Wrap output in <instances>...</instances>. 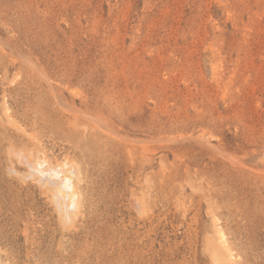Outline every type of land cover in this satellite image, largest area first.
Returning a JSON list of instances; mask_svg holds the SVG:
<instances>
[{"label":"rangeland","instance_id":"rangeland-1","mask_svg":"<svg viewBox=\"0 0 264 264\" xmlns=\"http://www.w3.org/2000/svg\"><path fill=\"white\" fill-rule=\"evenodd\" d=\"M215 254L264 264V0H0V264Z\"/></svg>","mask_w":264,"mask_h":264},{"label":"bare ground","instance_id":"bare-ground-1","mask_svg":"<svg viewBox=\"0 0 264 264\" xmlns=\"http://www.w3.org/2000/svg\"><path fill=\"white\" fill-rule=\"evenodd\" d=\"M43 154L44 153H41L40 151V154H37L33 157V159H31L29 155L27 156L25 153L22 155L21 153L18 155V158L22 164H26L27 168H29L26 170L28 171L26 178L38 180L44 186V188L50 192L58 210L60 211V219L64 218L65 220L72 222L71 219L74 218V215L77 214L79 209H81V201L83 200H80V192L82 191L79 189L80 185H77L76 183V178H82L79 177V169H77L76 166L68 160H63V163H59L57 161V164H53ZM24 173L26 172L24 171ZM219 239L220 242H225V235L222 232H219ZM224 254L226 256L228 254L227 258L231 263H234L237 260V257L234 256L232 251ZM213 260L214 264H226L224 261H222L223 259L221 260L219 254H215L213 256Z\"/></svg>","mask_w":264,"mask_h":264}]
</instances>
